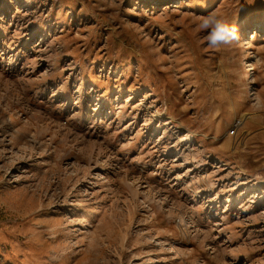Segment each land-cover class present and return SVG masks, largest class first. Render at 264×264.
<instances>
[{"label":"rangeland","instance_id":"374dc122","mask_svg":"<svg viewBox=\"0 0 264 264\" xmlns=\"http://www.w3.org/2000/svg\"><path fill=\"white\" fill-rule=\"evenodd\" d=\"M0 264H264V0H0Z\"/></svg>","mask_w":264,"mask_h":264},{"label":"clouds","instance_id":"9594fccd","mask_svg":"<svg viewBox=\"0 0 264 264\" xmlns=\"http://www.w3.org/2000/svg\"><path fill=\"white\" fill-rule=\"evenodd\" d=\"M198 28L207 33L206 41L210 48L232 46L240 40L237 26L215 11L202 17Z\"/></svg>","mask_w":264,"mask_h":264},{"label":"built area","instance_id":"2783aa9c","mask_svg":"<svg viewBox=\"0 0 264 264\" xmlns=\"http://www.w3.org/2000/svg\"><path fill=\"white\" fill-rule=\"evenodd\" d=\"M241 125V120H236V122L232 126V130H230L229 135H233L238 130L239 126Z\"/></svg>","mask_w":264,"mask_h":264},{"label":"bare ground","instance_id":"6f19581e","mask_svg":"<svg viewBox=\"0 0 264 264\" xmlns=\"http://www.w3.org/2000/svg\"><path fill=\"white\" fill-rule=\"evenodd\" d=\"M167 0H160L161 3H165ZM248 2V1H247ZM233 113V112H232ZM242 114V113H241ZM246 113H243L241 117L245 116ZM241 119V118H240Z\"/></svg>","mask_w":264,"mask_h":264}]
</instances>
